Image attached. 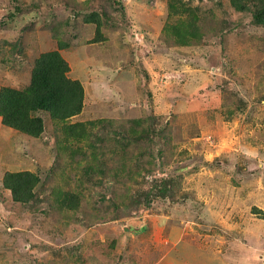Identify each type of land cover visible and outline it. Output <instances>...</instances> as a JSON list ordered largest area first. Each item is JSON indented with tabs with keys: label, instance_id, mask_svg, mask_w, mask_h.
<instances>
[{
	"label": "rangeland",
	"instance_id": "374dc122",
	"mask_svg": "<svg viewBox=\"0 0 264 264\" xmlns=\"http://www.w3.org/2000/svg\"><path fill=\"white\" fill-rule=\"evenodd\" d=\"M241 7L0 0V94L52 51L84 89L38 137L0 116V264H264V25Z\"/></svg>",
	"mask_w": 264,
	"mask_h": 264
},
{
	"label": "trees",
	"instance_id": "16d2710c",
	"mask_svg": "<svg viewBox=\"0 0 264 264\" xmlns=\"http://www.w3.org/2000/svg\"><path fill=\"white\" fill-rule=\"evenodd\" d=\"M250 0H234L240 9ZM255 21L264 25V0H257ZM68 62L58 51L41 54L35 61L31 85L25 91L4 88L0 94V116L4 124L31 136L38 137L44 132L42 117L38 112H47L54 120L65 121L81 113L84 89L79 80L68 76ZM37 178L29 172L7 175L6 186L18 200H27L31 194L20 192V183Z\"/></svg>",
	"mask_w": 264,
	"mask_h": 264
}]
</instances>
